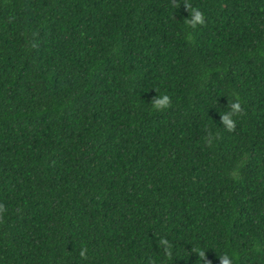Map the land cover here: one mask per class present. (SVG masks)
Instances as JSON below:
<instances>
[{
	"label": "trees",
	"instance_id": "trees-1",
	"mask_svg": "<svg viewBox=\"0 0 264 264\" xmlns=\"http://www.w3.org/2000/svg\"><path fill=\"white\" fill-rule=\"evenodd\" d=\"M178 2L0 0V264H264V0Z\"/></svg>",
	"mask_w": 264,
	"mask_h": 264
},
{
	"label": "clouds",
	"instance_id": "clouds-1",
	"mask_svg": "<svg viewBox=\"0 0 264 264\" xmlns=\"http://www.w3.org/2000/svg\"><path fill=\"white\" fill-rule=\"evenodd\" d=\"M172 4L176 8H180L181 4L178 2V0H172ZM186 6L188 11L191 14V18H187L185 20V24L190 28H197L198 26H203L206 23L205 17L203 13L199 9H194L191 7V5L185 0V3L183 4ZM153 109L155 110H163L167 107H170V97L167 94L164 95H158L156 98H154L151 102ZM230 109L231 111L228 113L222 114L223 116V124L227 131L233 132L236 128V121L233 119V117H239L242 115H245L244 109L242 108L240 102L237 100L235 102H230ZM206 142L208 146L212 145L213 137L211 136V133L208 134V136L205 137ZM6 211V208L3 204H0V218H2V214ZM162 244L168 245L167 250L165 251L166 256L170 259L172 257V251H171V245L169 244V241L167 239H164L161 241ZM195 252L199 253L200 261L204 260L205 257V251L194 249ZM87 249H82L79 252V255L81 258L87 259L86 255ZM221 264H232V259L227 255L224 254L220 256ZM199 264V261L197 262ZM208 264H211L209 261Z\"/></svg>",
	"mask_w": 264,
	"mask_h": 264
}]
</instances>
